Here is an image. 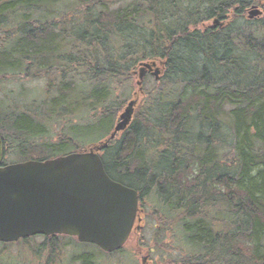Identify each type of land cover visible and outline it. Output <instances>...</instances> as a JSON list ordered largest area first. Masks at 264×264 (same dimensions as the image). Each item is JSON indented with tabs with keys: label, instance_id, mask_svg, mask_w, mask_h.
I'll return each mask as SVG.
<instances>
[{
	"label": "trees",
	"instance_id": "1",
	"mask_svg": "<svg viewBox=\"0 0 264 264\" xmlns=\"http://www.w3.org/2000/svg\"><path fill=\"white\" fill-rule=\"evenodd\" d=\"M252 6L264 11V0H0V86L47 84L23 107L0 99L3 166L6 155L48 161L108 139L131 71L163 61L157 88L100 155L155 222L147 246L137 227L138 244L151 264H264V18L249 20ZM74 244L92 246L0 243V264L13 247L56 264Z\"/></svg>",
	"mask_w": 264,
	"mask_h": 264
},
{
	"label": "water",
	"instance_id": "2",
	"mask_svg": "<svg viewBox=\"0 0 264 264\" xmlns=\"http://www.w3.org/2000/svg\"><path fill=\"white\" fill-rule=\"evenodd\" d=\"M261 14L258 7L252 6L247 17L252 20ZM218 24L213 21L214 27ZM153 69L158 78L160 70L155 63L141 64L137 86L141 85L143 71ZM137 104L135 93L108 140L88 151L53 160L2 166L0 137V243L64 235L94 245L106 254L123 248L136 221H141L139 196L106 174L99 153L128 128ZM142 264H147V257Z\"/></svg>",
	"mask_w": 264,
	"mask_h": 264
},
{
	"label": "rangeland",
	"instance_id": "3",
	"mask_svg": "<svg viewBox=\"0 0 264 264\" xmlns=\"http://www.w3.org/2000/svg\"><path fill=\"white\" fill-rule=\"evenodd\" d=\"M67 1H72V0H67ZM111 1H116V0H111ZM259 10L262 13L259 18L262 19V18H264V11H262L261 8H259ZM245 16L246 17L248 16L247 11H246ZM254 19H258V18H254ZM160 62L163 64V61H160ZM163 74L164 73H162V70H161L160 76L162 77ZM136 81H137L136 79L134 81L132 80V83L130 85L125 86V88L121 92V97H123V99L127 98L129 96L131 98L132 94L134 92H137V87L135 86ZM159 81L160 80L155 81L152 77H149L147 79V83L145 85H143V91L146 92V91L151 90L152 88H157L158 83H156V82H159ZM46 85H47L46 79H40L37 81H30V82L20 81V82H16V83H8L5 85H1L0 86V99L1 98L4 99L6 102H8L9 105L13 106L14 105L13 102H16L17 104H15V105H17L19 107H23L24 104H27L28 99L30 100V98L36 96L38 94V92H40L43 89V87ZM50 91H52V90L50 89ZM142 100H143V97L139 96L138 101L142 102ZM127 101L125 103H127ZM138 104L136 105V108L139 106ZM133 121H134V118H133ZM58 129L59 130H57V132H55V134L60 132V131H61V133H62V131L66 133V130H67L66 127H63V128L58 127ZM99 137H100L99 134L92 135L89 138L88 137L84 138L81 142L84 145H88V143L90 144V143L97 142L99 140L98 139ZM103 141L104 140H102L101 142H103ZM5 158H6V164L7 165L14 164L16 162V157L14 155H6ZM148 210H149V208L145 209L146 214H148V212H149ZM146 214H143L140 217V219H142V226L144 227L143 228L144 231H143L142 235L145 239V243H144L145 246H147L146 243H148L151 240L150 238L153 234L154 223H155L153 220L148 218ZM140 237H141V234L138 237L136 232H135V234H132L129 241L124 246L125 253H127V254L124 253L126 258L122 257L123 256L122 254L106 257L102 254H99L98 250L92 246L89 247V246L74 244L72 246H70V245L65 246L59 255H55L53 257V259H51V262H52V260H54L56 262V264H80V262H77V261L72 263V258H74L76 256L86 255L87 258L91 259L92 264H125V263L131 264L132 262H134L135 264H142V259L145 257H147V264H151L150 257L146 252V247L138 244V240ZM2 249L3 248L0 247V251ZM34 250H35L34 252L29 253V251H26V252L19 255L17 253V248L13 247L10 251V254L13 256V258H15L16 256H18L20 258L18 260H16V259L7 257V258H3V260L7 264H36V263L44 264V261H47V254H45L43 252L36 254L37 250L36 249H34ZM93 255L96 257L95 258L92 257ZM172 256L174 258H176L179 256V254H177V255L172 254ZM164 258H165L164 260L169 259V257L167 255ZM87 262L88 261H84V263L89 264Z\"/></svg>",
	"mask_w": 264,
	"mask_h": 264
},
{
	"label": "flooded vegetation",
	"instance_id": "4",
	"mask_svg": "<svg viewBox=\"0 0 264 264\" xmlns=\"http://www.w3.org/2000/svg\"><path fill=\"white\" fill-rule=\"evenodd\" d=\"M142 63H145V62H139L138 64H137V66H135L134 67V69L131 71V74H132V80L134 81L135 79L138 81V79H139V69H140V64H142ZM158 64L160 63V62H157ZM159 65H157V67H158ZM161 70H162V73H163V70H164V63H163V65H162V68H161ZM153 71H154V69L152 70V71H148V70H144L143 71V73H142V88H143V85H145L146 83H147V79L149 78V77H152L154 80H157L158 78H161V76H158V78L156 77V76H154L153 75ZM137 81H136V83H137ZM135 83V82H134ZM136 83H135V86H136ZM137 89H139V88H137ZM141 211H142V209H140L139 208V213H141Z\"/></svg>",
	"mask_w": 264,
	"mask_h": 264
}]
</instances>
